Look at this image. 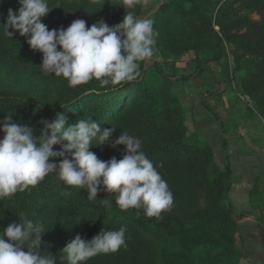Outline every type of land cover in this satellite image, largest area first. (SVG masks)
<instances>
[{
  "label": "rangeland",
  "instance_id": "obj_1",
  "mask_svg": "<svg viewBox=\"0 0 264 264\" xmlns=\"http://www.w3.org/2000/svg\"><path fill=\"white\" fill-rule=\"evenodd\" d=\"M158 1L143 3V7L147 10ZM51 2L56 7L63 3L66 11L73 14L108 9L119 12L128 5L127 0H48L49 7ZM183 3L159 13L154 24L157 35L153 58L161 71L172 77L202 64L201 75L169 82L161 79L154 67H149L146 73L162 90L157 106L151 111L124 114L122 124L109 138L111 141L124 131L140 138L142 150L147 157L150 155L167 181L173 204L159 218L145 215L142 208L129 209L166 236L168 245L153 257L148 256L152 242L136 235L134 228L122 222L116 230L126 226L127 248L109 252L104 264H264L263 238L248 240L228 225L220 230L204 224L205 220H213L212 215L223 214L205 164L209 154L215 162L216 156L219 159L221 155L220 133L228 135L229 145L238 142L250 145L252 139H257L264 147V0H211L200 4L185 0ZM3 6L0 25L7 16L8 4ZM42 23L50 30L48 16L42 18ZM27 39L18 32L10 39L0 29V89L51 98L62 89L66 79L42 73V54L31 50ZM254 64L259 70L252 72ZM209 91L211 94L204 97ZM27 114L21 107L11 111L14 122L32 127ZM4 117L0 115V120ZM35 129L34 135L39 136L41 129ZM89 150L103 161L112 157L119 160L123 155L122 145L112 147L110 143ZM60 159L54 158V163L58 164ZM161 163L163 167H159ZM259 174H264V166L256 172L248 188L251 212L257 215L264 214V178ZM41 183L36 185L40 189ZM50 195L44 194L40 200L41 207H45L40 218L45 221L48 213H57L58 222L53 229L48 227L42 237L47 233L56 237L51 253L56 256L57 264H66L61 260L66 243L76 235L85 240H91L94 235V205L76 212L75 204L64 207L48 203ZM12 222L17 221L9 220L6 224L0 215V226L7 227ZM51 242L47 240L45 247H41L45 253L50 251ZM255 242L260 247H254ZM258 248L260 251L256 252ZM85 264L96 262L87 260Z\"/></svg>",
  "mask_w": 264,
  "mask_h": 264
},
{
  "label": "clouds",
  "instance_id": "obj_2",
  "mask_svg": "<svg viewBox=\"0 0 264 264\" xmlns=\"http://www.w3.org/2000/svg\"><path fill=\"white\" fill-rule=\"evenodd\" d=\"M136 3L127 0L129 8ZM18 4L17 10H7L0 25L3 35L11 39L18 32L27 37L30 49L42 54V73L63 77L70 86L93 79L101 87L133 81L141 75L139 62L154 56L157 33L149 17L128 12L115 26L101 19L88 27L85 20L76 19L67 28L49 30L42 18L59 6L50 8L48 0H18ZM40 124V135L36 136L35 126L14 122L12 115L0 120V200L35 187L50 173H58L65 185L85 190L88 200H96L101 191L115 194V203L122 210L142 208L145 215L157 218L171 208L173 193L142 150L140 138L124 131L109 141L114 128L102 130L91 117L68 125L63 113L51 121L42 119ZM106 143L122 145V158L103 161L89 150ZM54 145L60 146L58 151ZM57 157L61 158L58 164L50 162ZM64 194L71 195L67 191ZM102 203L111 209L112 201L102 199ZM44 232L40 222L27 218L9 223L0 231V264H57L55 255L40 254ZM126 232V226H121L118 230L101 228L91 240L76 235L61 250V260L85 264L97 254L127 248Z\"/></svg>",
  "mask_w": 264,
  "mask_h": 264
},
{
  "label": "trees",
  "instance_id": "obj_3",
  "mask_svg": "<svg viewBox=\"0 0 264 264\" xmlns=\"http://www.w3.org/2000/svg\"><path fill=\"white\" fill-rule=\"evenodd\" d=\"M184 1L185 0H159L153 7L146 10L143 7V0H137L134 7L129 8L128 5H126L118 10L119 12H114L108 9L100 12L89 11L85 14H73L69 10L66 11L67 7H65L63 3H60L58 5L59 7L53 8L56 7V5L51 2L52 5L50 8L53 9H51L46 16L49 18L51 26L50 30L61 27L67 28L71 22L76 19L85 20L86 26L88 27L101 19L109 26H115L122 22L124 15L128 12H132L134 16L137 17H151L155 24L160 12H164L173 7H180L184 4ZM187 1H194L200 4L201 2L208 3L211 0ZM4 4H8V9L11 7L17 8V6H19L18 0H0V7ZM139 63L141 75L133 81L124 82L117 86L109 85L107 87H101L99 81L95 79L86 84L70 86L69 82L66 80L62 89L55 93L51 98H41L25 92L0 89V115L9 116L11 115L13 108L21 107L27 111L30 125L32 124L31 126L39 127L40 129L42 128V125L40 124L42 119L51 121L55 118L57 113H63L67 118V123L71 125L79 119H87L91 117V120L98 122L99 126H107L108 128L112 127L116 129L122 124V116L124 114L151 111L157 106L162 90L146 73V70L149 67H154V70L159 73L160 78L169 82L172 79L184 81L196 78L201 75L202 69V64H200L188 73H180L172 77L161 71V67L153 57L146 62ZM207 63L209 65L211 64L210 61H207ZM257 67L258 66L255 65L252 72L258 71L259 69H257ZM2 137L3 133L0 132V138ZM220 139L221 146L225 151L226 143L224 134L220 136ZM59 148L60 147H57V145L53 146L54 150L58 151ZM50 162L54 163V158H50ZM205 164L209 167L208 174L211 183L215 185L219 200L218 207L222 208L223 214L212 215L213 220H205L204 224L206 226L217 227L216 229L220 230L221 228H225V225H228L233 231H238V219L241 216L250 213L251 209L241 211L237 216L234 214V205L228 195L232 185L229 162L226 158L223 167L220 168L213 160L212 154H209ZM41 184V186H43L42 189L37 186H30L24 191L16 192L10 198L0 200V215L4 218L6 224L9 220L13 221L16 219V221L20 222L24 218H27L33 222L41 221V224L45 229L44 233L48 231V227L49 229H53V225L58 222L57 213H48V217L45 221L40 218L42 215V208H45L41 207L40 200L44 194L51 193L48 203L54 202L57 205H63L64 207L75 204L77 208L76 212L89 210V206L94 205L93 236L98 234L101 228H104L105 230H116V227L123 222L134 228L136 235L147 237V239L152 242V246L147 250L148 256L153 257L154 254L162 250L164 247H167L166 244L168 245L166 236L162 235L161 232H159L149 221H143L139 217V214L133 210H122L115 203L114 194L101 191L97 194V199L94 200L93 203L91 200L87 199L86 191L78 189L77 187H67L59 179L57 173H50ZM66 191L70 192L71 195H65L64 193ZM102 199L112 201L111 209H106L104 207ZM258 221L262 230L264 243L263 221L261 218H259ZM5 228L6 226L4 225L0 226V231H3ZM219 233L221 235L220 231ZM41 239L43 242L41 247H45V242L47 240L52 241L50 251L48 252L49 254H52L51 251H53L56 237L53 238L52 235L47 233L41 237ZM59 249L61 250L62 248L60 247ZM45 251V248H41L40 254H47ZM107 254L108 253H100L89 260L96 262V264H104L105 260L108 259L105 257Z\"/></svg>",
  "mask_w": 264,
  "mask_h": 264
},
{
  "label": "crops",
  "instance_id": "obj_4",
  "mask_svg": "<svg viewBox=\"0 0 264 264\" xmlns=\"http://www.w3.org/2000/svg\"><path fill=\"white\" fill-rule=\"evenodd\" d=\"M162 1H169V0H162ZM151 2L152 0H148L147 4H150ZM209 93L211 94V92L209 91L207 93H204L203 96L205 97V95H208ZM222 134H224L225 136L226 150L225 151L223 150L221 146V139H219L220 144L218 148H220L221 155L219 156V159L216 156L215 160L220 167H223V163H225L226 158L229 162L232 185L228 195L230 197L231 202L234 205V214L237 216L241 211L251 209L249 195H248V188L253 177L257 176L256 172H258V170L264 166V163L262 162V153H261L262 151L264 153V147L261 145L260 142H257L259 141L257 139H252L250 145L249 144L245 145L242 144L241 142L235 143L233 145H229L227 143L228 135H226L223 131L220 133V136ZM259 175L261 178L262 177L264 178V174L262 176L261 174ZM261 186L262 184L259 182V187ZM259 218H261L263 221L264 214L259 212V214L257 215L253 212H250L246 215L241 216L238 219L239 233L241 235L246 236L248 240L256 239L257 241L258 240L257 238L260 237L262 239V230L260 228V223L258 221ZM263 226H264V221H263ZM247 242L250 243V241ZM254 247H260V243L255 242ZM259 251L260 248L256 250V252Z\"/></svg>",
  "mask_w": 264,
  "mask_h": 264
}]
</instances>
